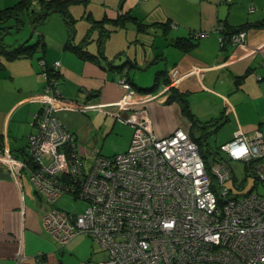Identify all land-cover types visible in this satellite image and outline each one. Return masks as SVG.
Masks as SVG:
<instances>
[{
  "label": "crops",
  "instance_id": "obj_1",
  "mask_svg": "<svg viewBox=\"0 0 264 264\" xmlns=\"http://www.w3.org/2000/svg\"><path fill=\"white\" fill-rule=\"evenodd\" d=\"M18 3L22 17L28 12L22 0H0V11L7 14ZM56 5L72 21L70 29L58 10L33 26L36 40L20 34L22 18L15 31L19 35L7 40V31L0 28V147L4 143L17 159L27 156V137L37 129L32 121L40 103L30 96L45 85L38 58L47 66L60 61L59 89L65 103L104 106L108 112L125 98L126 92L117 82L124 73L139 92L133 100H124L137 102L146 111L153 132L160 137L177 128L189 135L194 128L201 131L178 100L166 101L171 91L185 96L195 120L208 123L205 132L214 129L216 148L238 128L248 135L255 129L264 133V0H61L52 4ZM13 23L9 26H15ZM238 29L246 31L245 40L232 45L227 35ZM101 33H105L102 42ZM26 40L39 42L31 55L5 58L3 49ZM182 41L195 44L183 50L178 45ZM77 48L98 57L82 56ZM171 77L177 80L176 87L150 97ZM155 84L154 92H145ZM99 112L110 116L99 108L64 107L58 112L76 135L80 153L93 148L86 150L97 128L92 113ZM218 155L215 152L209 159ZM6 168L0 157V264H16L15 253L20 249L28 257L23 264H34L38 256L41 264L106 258L107 253L84 234L58 245L42 227L38 197L27 198L24 171L20 181H14Z\"/></svg>",
  "mask_w": 264,
  "mask_h": 264
},
{
  "label": "built area",
  "instance_id": "obj_2",
  "mask_svg": "<svg viewBox=\"0 0 264 264\" xmlns=\"http://www.w3.org/2000/svg\"><path fill=\"white\" fill-rule=\"evenodd\" d=\"M245 35L240 29L229 41L241 44ZM59 66V60L53 62L54 70ZM48 80L44 91L30 96L40 109L33 114L37 129L27 137V159H17L4 143L0 157L14 181H20L21 171L27 174L37 193L42 227L58 245L84 234L107 253L103 260L78 264H264V192L231 197L225 185L235 175L232 163L243 162L264 186L261 129L250 135L236 129L218 145L219 157L207 169L187 131L177 128L157 136L146 111L124 100L139 94L124 75L117 82L126 95L112 112L89 103H65L55 78ZM176 84L171 77L150 97ZM64 107L99 108L130 124L128 147L113 156L95 147L80 153L75 135L58 116ZM62 194L83 200L85 208L68 212L56 207ZM15 257L16 264L28 258L21 249ZM36 259L34 264H41Z\"/></svg>",
  "mask_w": 264,
  "mask_h": 264
},
{
  "label": "rangeland",
  "instance_id": "obj_3",
  "mask_svg": "<svg viewBox=\"0 0 264 264\" xmlns=\"http://www.w3.org/2000/svg\"><path fill=\"white\" fill-rule=\"evenodd\" d=\"M32 9H30L31 11ZM35 12V11H32ZM28 13V14H27ZM26 14H23L22 18V27L19 29L20 34H27L25 37L26 39L29 38V36H32L34 40H36L35 36L36 33L33 30L34 24L31 22V26L29 25V17H31L32 13L27 12ZM31 20V18H30ZM8 21V23H7ZM7 21H4L3 24H0V27L4 25L5 36L8 39H10L11 36H14L19 32H15L17 29V26H9L11 23L16 22L15 18H9ZM15 24V23H13ZM25 24V26H24ZM27 25V26H26ZM40 25V24H39ZM39 25L37 27H39ZM3 27V26H2ZM18 30V31H19ZM4 32V31H3ZM14 42V40L12 41ZM257 104V102H255ZM98 113V112H96ZM92 113L93 115V124L97 127L95 129V135L91 138L92 145H88V149L91 147H95L96 149H99V152L104 156H113L115 154L123 152L127 146V141L130 140L132 137V128L129 127L126 123L114 118L112 115L105 116V114L99 112V114ZM81 117L80 115H75V118ZM105 126V127H103ZM213 128V127H212ZM264 129V127H262ZM214 131V129L212 130ZM209 128L207 132L202 133L197 128L193 129V134L195 137L200 138V148L203 153L209 157L210 151L208 149V142L206 140L207 138L211 141L212 145L211 147L213 150L216 149L214 136L215 132H212ZM209 141V142H210ZM130 143V142H129ZM214 145V147H213ZM210 148V147H209ZM91 150L85 153H90ZM232 166L234 168V178L226 182V186L231 188V192L229 193V196L234 197L236 195L244 194L249 191L253 192H264V186H262L261 183H259L254 175L249 171V165L244 164L243 162H233ZM24 177L27 180V184L25 187V191L27 194V198L33 200V198L37 197V193L34 192V185L32 182L28 179V176L25 172H23ZM36 194V195H35ZM56 207H59L61 209H64L68 212H80L82 211L86 203L83 200L77 199L75 197H72L69 194H62L58 200L55 203ZM210 264V263H205Z\"/></svg>",
  "mask_w": 264,
  "mask_h": 264
},
{
  "label": "trees",
  "instance_id": "obj_4",
  "mask_svg": "<svg viewBox=\"0 0 264 264\" xmlns=\"http://www.w3.org/2000/svg\"><path fill=\"white\" fill-rule=\"evenodd\" d=\"M59 1H61V0H50V1L36 0L37 7L33 6L32 0H22V3L21 4L24 7L27 8V11L28 12H31L32 13L31 19H32V23L34 24V26L37 25L39 22H41L50 12L57 11L58 10L61 13H63V16H64V19H65L66 25H67L68 29H70L72 27V21L66 16L65 11H63L61 8L59 9V7L57 5L55 7L52 6V4L54 2L57 3ZM18 6H19V3L13 7L12 11H9L8 10L7 11V14L4 13L6 11H0V24H3L4 21H6L7 18H15L16 21H17V23L15 24V26H18L19 25L18 21L21 23V16H20L21 11L17 10L18 9ZM30 9H32V10L30 11ZM32 11H35V12H32ZM8 13H10V14L8 15ZM2 26L0 27L1 29L4 28V25H2ZM238 30H240V29H238ZM235 32H237V30L234 31V32H232V33H230L229 35H227L228 41H229L230 35L233 34V33H235ZM104 36H105V33H101V35H100V42L103 41ZM38 43L39 42H35L33 44H29L28 41L26 40L25 42H22V43L18 44V46L14 47V48H11V49H3V53H4L5 58H7V59H11V58H13L15 56H18L20 54L31 55L33 53V51L35 50V48H36V46H37ZM194 44H195L194 42H192V43L189 44V43H184L183 41L178 43L179 46H182L183 50H187L189 47L194 46ZM70 46L72 47L74 45H70ZM76 50L82 56H85V57H89V58H92L93 59L94 56H95V55L89 54L87 51H83L81 48H77ZM95 57H98V56H95ZM40 60H43V59L38 58V63L42 66L41 74H42V76H43V78L45 80V85H44V88H43L42 91H44L45 86H46L47 82L49 81L48 80L49 78H55V80L57 82V86L59 87V79H60L59 67L56 70H54L53 69V62L54 61L52 62V64L50 66H47L44 60H43V64L40 63ZM1 63L2 62L0 60V64ZM44 73H46L49 77L46 78L44 76ZM122 75L125 76L124 73H122ZM167 83H168V81H166V84ZM157 86H158V84H155L154 87H152L150 89H145V92H148V91L149 92H154L157 89ZM42 91H40V92H42ZM40 92H38V93H40ZM60 93H61V96H62L61 90H60ZM171 100H178L181 103V105H182L183 112H185L190 117V119L192 120V124L194 126H197L198 128H200L201 131H202V133H205V128L208 126V123L200 124L197 120L194 119V116H193V114L191 113V111L189 109L188 101H187V99L185 98L184 95H182L181 93H178V92H172L171 91L170 94L168 95L166 101H171ZM69 131L71 133H73L71 130H69ZM190 136L198 144L200 155L202 156V158H203V160L205 162V165H206V167L208 169L209 168V165L213 161L214 157H213V159H209L210 156L207 157V155L201 151V148L199 146L200 145V141H199L200 138L195 137L194 134H193V132L190 133ZM75 137H76V135H75ZM215 152H217L216 149L213 150V152H210V154L211 155H214ZM27 154H28V152H27ZM27 157L28 156H26L25 158H23V160L27 159Z\"/></svg>",
  "mask_w": 264,
  "mask_h": 264
},
{
  "label": "bare ground",
  "instance_id": "obj_5",
  "mask_svg": "<svg viewBox=\"0 0 264 264\" xmlns=\"http://www.w3.org/2000/svg\"><path fill=\"white\" fill-rule=\"evenodd\" d=\"M256 130V129H255Z\"/></svg>",
  "mask_w": 264,
  "mask_h": 264
}]
</instances>
